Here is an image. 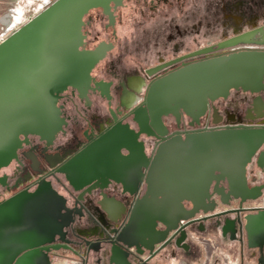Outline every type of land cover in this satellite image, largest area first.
Masks as SVG:
<instances>
[{
	"label": "flooded vegetation",
	"instance_id": "flooded-vegetation-1",
	"mask_svg": "<svg viewBox=\"0 0 264 264\" xmlns=\"http://www.w3.org/2000/svg\"><path fill=\"white\" fill-rule=\"evenodd\" d=\"M22 12L11 8L0 23L9 29L21 19ZM82 20L80 50L99 51L101 55L89 72L87 98L68 87L57 102L60 117L66 122L62 130L49 140L38 135L20 136L16 157L0 168V204L50 183L70 208L69 245L80 253L99 251L93 253L94 261L99 255V264H163V258L192 259L206 248L198 242L212 236L221 241V248L239 254L238 264H264V143L246 161L240 177L214 173L206 181L202 200L179 204L183 213L169 218L166 203L149 204L142 211L143 236L128 237L129 243L138 242L129 248L115 239L136 202L149 197L144 178L137 192L130 195L109 178L74 190L57 172L59 160L72 155L79 143L95 140L114 126L133 141L128 144L131 151L120 148L118 170L108 171L114 177L129 173L135 165H150L160 141L154 135L159 133L168 138L237 127L264 128V87L259 92L230 89L226 97L209 101L202 115H162L155 127L150 115L143 113L150 85L170 73L233 53L264 51V0H117L107 8L90 9ZM148 170L141 168L145 175ZM182 214L194 215L182 219ZM66 221L68 217L62 219ZM111 230L117 234H110ZM54 242L61 244L57 237ZM138 252L143 263L136 259ZM48 260V264L63 260L80 264L62 247L50 249Z\"/></svg>",
	"mask_w": 264,
	"mask_h": 264
},
{
	"label": "water",
	"instance_id": "water-1",
	"mask_svg": "<svg viewBox=\"0 0 264 264\" xmlns=\"http://www.w3.org/2000/svg\"><path fill=\"white\" fill-rule=\"evenodd\" d=\"M116 1L54 0L0 42V168L16 157L20 136L38 135L49 140L62 130L66 122L60 117L57 102L68 87L76 88L87 98L89 72L101 55L99 51L80 50L82 19L90 9L107 8ZM262 78L264 51L201 61L152 83L143 113L150 115L153 127L162 115L177 117L182 112L195 118L203 114L209 101L226 97L230 89L259 92L264 87ZM162 134L154 135L160 141L151 164L135 165L119 177L108 171L118 170L115 166L122 158L120 148L131 151L129 145L133 141L125 138L117 126L95 140L79 143L72 155L58 162L57 172L74 190L93 180L109 178L133 195L144 178L149 197L136 202L134 212L118 234L110 231L117 234L115 241L122 247L138 245L127 239L143 236L142 211L149 204L166 203L169 218L183 213L179 204L183 200H202L206 181L214 173L240 177L246 161L264 143V128L237 127L168 138L160 137ZM141 166L149 168L146 175ZM69 212L66 199L50 183L1 203L0 264H48V251L59 247L68 250L80 264H99V255L96 261L93 255L99 251L88 249L80 253L66 240L73 223ZM193 215L180 217L188 219ZM65 217L68 222H62ZM56 237L60 245L55 244ZM140 254L136 259L143 263Z\"/></svg>",
	"mask_w": 264,
	"mask_h": 264
},
{
	"label": "crops",
	"instance_id": "crops-1",
	"mask_svg": "<svg viewBox=\"0 0 264 264\" xmlns=\"http://www.w3.org/2000/svg\"><path fill=\"white\" fill-rule=\"evenodd\" d=\"M126 154V150L123 151ZM206 247L201 249L200 255L192 259H168L163 258V264H226L228 260L234 261V264L239 262V254L234 250L230 251L227 248H221V241L217 237H205L198 242ZM59 264H72L69 260L59 261Z\"/></svg>",
	"mask_w": 264,
	"mask_h": 264
},
{
	"label": "rangeland",
	"instance_id": "rangeland-1",
	"mask_svg": "<svg viewBox=\"0 0 264 264\" xmlns=\"http://www.w3.org/2000/svg\"><path fill=\"white\" fill-rule=\"evenodd\" d=\"M54 0H48L44 3L41 0H0V19L5 15L11 8L22 10L21 19L16 21L15 24L8 29L0 23V42L10 35L13 31L21 27L27 21L32 19L36 14L43 10ZM126 25L128 22H126ZM7 196V195H6Z\"/></svg>",
	"mask_w": 264,
	"mask_h": 264
}]
</instances>
